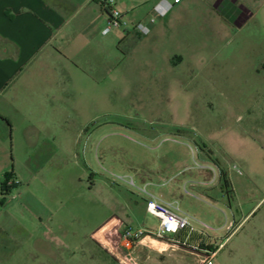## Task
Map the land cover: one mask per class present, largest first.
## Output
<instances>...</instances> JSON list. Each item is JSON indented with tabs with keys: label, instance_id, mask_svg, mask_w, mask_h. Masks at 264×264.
Instances as JSON below:
<instances>
[{
	"label": "rangeland",
	"instance_id": "obj_1",
	"mask_svg": "<svg viewBox=\"0 0 264 264\" xmlns=\"http://www.w3.org/2000/svg\"><path fill=\"white\" fill-rule=\"evenodd\" d=\"M237 2L235 19L198 0L182 44L113 29L104 78L58 71L51 94L26 68L0 87V264H128L133 228L92 234L124 215L158 232L152 182L198 244L224 243L214 264H264V0Z\"/></svg>",
	"mask_w": 264,
	"mask_h": 264
},
{
	"label": "crops",
	"instance_id": "obj_2",
	"mask_svg": "<svg viewBox=\"0 0 264 264\" xmlns=\"http://www.w3.org/2000/svg\"><path fill=\"white\" fill-rule=\"evenodd\" d=\"M105 1L0 0V87L26 68L28 81L32 82V79L38 76L44 82L46 92L51 94L56 93L58 89L54 74L58 71L68 83L71 82L70 77L81 68L84 73L104 78L110 59V33L103 35L107 21ZM159 1L116 0L118 9L126 14L130 23V28L119 31L120 34L117 36L119 45L125 42L134 45L139 42L153 44L166 37L171 44L185 42V12L198 0H182L166 17L157 21L148 36H141L134 31L133 25L147 20ZM213 1L217 8L226 4L230 16L235 19L239 17L240 8L236 6L238 0ZM139 38L142 39L138 40ZM149 56L153 57L151 54ZM167 58L170 66H175V59L180 60L174 55ZM26 88L29 91L36 89L32 84ZM161 179L164 180L163 177ZM151 186L153 192L165 201L161 196L167 186L160 182H152ZM183 214L185 215L186 211ZM131 218V215L110 218L102 228L92 234L97 247L100 248L99 245L105 247V235L116 221L133 228L135 233H144L133 249V254L141 264H200L199 255L148 236L154 233L146 229L145 225L134 227L130 222ZM220 230H223V227H220ZM185 236L183 233L178 238ZM191 239L196 241L193 236ZM213 241H216L217 246L224 245V243L219 245L216 239ZM198 243L196 241L193 244Z\"/></svg>",
	"mask_w": 264,
	"mask_h": 264
},
{
	"label": "built area",
	"instance_id": "obj_3",
	"mask_svg": "<svg viewBox=\"0 0 264 264\" xmlns=\"http://www.w3.org/2000/svg\"><path fill=\"white\" fill-rule=\"evenodd\" d=\"M182 0H160L153 8L152 15L144 21H140L133 25V29L141 36H148L152 33L154 25L160 18L166 17ZM104 9L107 14L106 26L103 30V35H108L113 29L127 30L130 28V23L126 14L121 12L116 4V0H106ZM143 194L147 195L146 209L147 213L159 220L158 232L150 236L161 242H165L172 246L185 248L201 257L200 264H214V260L222 248L217 249L205 247L203 244H193L190 239L194 233L191 226V218L188 215L181 213L177 203H168L160 198H157L147 192V188L141 189ZM185 233V238H178ZM143 233H133L125 231L121 237L129 245L128 250L134 249L135 240L140 238ZM204 246V247H203ZM133 253V251H132ZM125 257L128 264H141L136 257Z\"/></svg>",
	"mask_w": 264,
	"mask_h": 264
},
{
	"label": "trees",
	"instance_id": "obj_4",
	"mask_svg": "<svg viewBox=\"0 0 264 264\" xmlns=\"http://www.w3.org/2000/svg\"><path fill=\"white\" fill-rule=\"evenodd\" d=\"M14 176H15V173H14V171L13 172H11V173H8L7 175H6V181L7 182H10V181H14L13 179H14ZM14 183V182H13Z\"/></svg>",
	"mask_w": 264,
	"mask_h": 264
}]
</instances>
